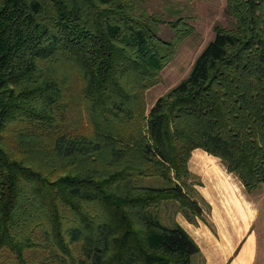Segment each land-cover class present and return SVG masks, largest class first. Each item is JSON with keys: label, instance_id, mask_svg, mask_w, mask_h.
Returning <instances> with one entry per match:
<instances>
[{"label": "trees", "instance_id": "trees-1", "mask_svg": "<svg viewBox=\"0 0 264 264\" xmlns=\"http://www.w3.org/2000/svg\"><path fill=\"white\" fill-rule=\"evenodd\" d=\"M226 11L146 112L174 45L135 0H0V264H192L196 242L156 213L201 216L191 151L264 184V0Z\"/></svg>", "mask_w": 264, "mask_h": 264}, {"label": "crops", "instance_id": "crops-1", "mask_svg": "<svg viewBox=\"0 0 264 264\" xmlns=\"http://www.w3.org/2000/svg\"><path fill=\"white\" fill-rule=\"evenodd\" d=\"M188 168L197 177L194 188L207 208L201 209V216L193 220L179 211L172 219L196 242L200 250L197 256L202 263L257 264L259 238L255 191L247 193L241 181L227 172L217 157L201 148L191 151Z\"/></svg>", "mask_w": 264, "mask_h": 264}, {"label": "rangeland", "instance_id": "rangeland-1", "mask_svg": "<svg viewBox=\"0 0 264 264\" xmlns=\"http://www.w3.org/2000/svg\"><path fill=\"white\" fill-rule=\"evenodd\" d=\"M135 5L138 11L142 8L145 10L146 20L156 34L164 40L171 41L174 45L173 56L160 70L159 82L144 94L147 112L157 97L165 94L188 74L196 56L213 39L214 25L230 28L233 25V19L226 11V0H135ZM179 18L182 25L179 23L173 28L170 22ZM72 112V117L77 119L78 115H75V111ZM190 175L184 189L196 201H199L201 209H206V205L199 200L194 188V184L198 183L197 177L191 172ZM143 182L146 185L162 183L158 178H148ZM253 194L258 207L256 229L259 238V255L257 264H264V184H261ZM177 210L178 203L169 200L164 202L156 213L162 223L170 224ZM192 264H203L201 257L197 255L193 257Z\"/></svg>", "mask_w": 264, "mask_h": 264}]
</instances>
